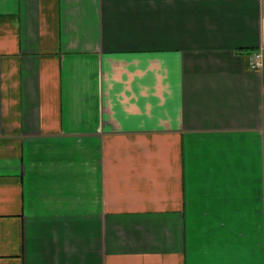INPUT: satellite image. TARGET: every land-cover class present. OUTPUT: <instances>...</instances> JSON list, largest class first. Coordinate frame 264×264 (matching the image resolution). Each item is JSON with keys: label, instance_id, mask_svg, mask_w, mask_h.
Segmentation results:
<instances>
[{"label": "crops", "instance_id": "obj_1", "mask_svg": "<svg viewBox=\"0 0 264 264\" xmlns=\"http://www.w3.org/2000/svg\"><path fill=\"white\" fill-rule=\"evenodd\" d=\"M0 264H264V0H0Z\"/></svg>", "mask_w": 264, "mask_h": 264}, {"label": "built area", "instance_id": "obj_2", "mask_svg": "<svg viewBox=\"0 0 264 264\" xmlns=\"http://www.w3.org/2000/svg\"><path fill=\"white\" fill-rule=\"evenodd\" d=\"M261 58L262 56L260 55V53L256 55V59L252 62L253 69H258L262 66Z\"/></svg>", "mask_w": 264, "mask_h": 264}]
</instances>
